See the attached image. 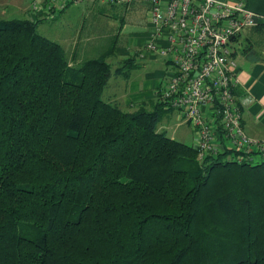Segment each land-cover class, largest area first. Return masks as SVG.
I'll use <instances>...</instances> for the list:
<instances>
[{"label": "trees", "instance_id": "trees-1", "mask_svg": "<svg viewBox=\"0 0 264 264\" xmlns=\"http://www.w3.org/2000/svg\"><path fill=\"white\" fill-rule=\"evenodd\" d=\"M45 20H0V264H264V162L106 101L135 59L72 66Z\"/></svg>", "mask_w": 264, "mask_h": 264}, {"label": "built area", "instance_id": "built-area-1", "mask_svg": "<svg viewBox=\"0 0 264 264\" xmlns=\"http://www.w3.org/2000/svg\"><path fill=\"white\" fill-rule=\"evenodd\" d=\"M84 0H35L39 19L55 18ZM94 1V0H93ZM106 7L149 5L151 39L140 56L158 54L174 73L159 95L167 110L179 112L195 135L199 159L231 151L238 163L264 162V139L247 135L234 40L259 26L258 16L243 0H95Z\"/></svg>", "mask_w": 264, "mask_h": 264}, {"label": "rangeland", "instance_id": "rangeland-1", "mask_svg": "<svg viewBox=\"0 0 264 264\" xmlns=\"http://www.w3.org/2000/svg\"><path fill=\"white\" fill-rule=\"evenodd\" d=\"M34 1L0 0V20L37 21L30 19L28 13ZM146 7L147 5L143 2L134 6L105 7L98 1L84 0L79 5L69 7L65 13L58 14L56 18L46 19L40 24L38 32L60 44L66 51L72 66L75 63L99 58L109 50H112V54L108 62L114 70L121 67L124 60L134 57L136 69L133 70L134 72L131 71L130 76L133 72L134 78H138L140 81L146 80L145 92L148 93L150 86L158 84L160 73L161 71L165 72L166 67L162 61L160 63L150 61V56L142 60L135 55L136 51H141L144 48L149 38ZM246 38L247 36L243 35V44H246ZM258 38L261 39L264 36L259 35ZM253 47L263 51L261 42H259V46L255 44ZM74 57H77V61L74 60ZM112 78L115 80L117 77L113 76ZM118 78L122 79V76ZM113 89L114 84L112 85L111 81L105 89L104 99L106 101H112L108 94ZM178 113L177 111L163 113L159 128L169 129L168 135L171 138L193 146L195 145L193 129L186 122L184 126L177 127Z\"/></svg>", "mask_w": 264, "mask_h": 264}, {"label": "crops", "instance_id": "crops-1", "mask_svg": "<svg viewBox=\"0 0 264 264\" xmlns=\"http://www.w3.org/2000/svg\"><path fill=\"white\" fill-rule=\"evenodd\" d=\"M227 1L237 2L240 0ZM243 2L249 10L258 16L259 26H262L246 30L233 42V49L238 63V74L241 79V85L238 87L236 94L240 103H242L245 98L250 99V102L243 106V125L247 135L256 139H264V38H258L259 35L264 36V0H243ZM146 5L149 28L148 42L151 39L152 30L149 18V5ZM28 13L31 17L30 19H39L31 12V10H28ZM243 35L247 36L246 44H243ZM259 42H261V49H263L262 52L256 49V47L252 48L255 44L259 46ZM136 52L135 55L142 60H145L147 56H150L149 60L153 63H160L162 61L166 68L165 72L161 71L160 77L158 78V84L150 86L149 92L146 93V80L140 81L138 78H134L132 75L135 71L134 70L131 76L127 79L123 77L122 79H119L118 77L115 80L113 78L110 79L112 85L114 84V89L108 95L112 100L110 102L118 104L124 111L132 112L141 106H145L147 110L151 111L155 105L160 104L159 95L162 89L168 84L169 78L174 73L173 66L161 55L148 54L142 58L140 56L141 51ZM76 59L77 57H74V60ZM177 121V127L185 125V120L180 113L177 114ZM159 130H165L168 133L169 129L160 127Z\"/></svg>", "mask_w": 264, "mask_h": 264}]
</instances>
